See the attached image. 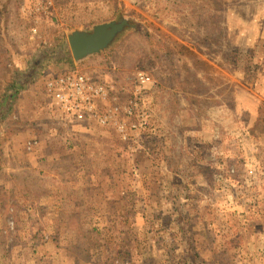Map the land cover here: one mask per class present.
<instances>
[{"label":"rangeland","instance_id":"374dc122","mask_svg":"<svg viewBox=\"0 0 264 264\" xmlns=\"http://www.w3.org/2000/svg\"><path fill=\"white\" fill-rule=\"evenodd\" d=\"M0 9V102L44 49L71 54L44 60L0 120V264H264V0H54L47 13L0 0ZM122 18L133 27L75 62L71 32ZM71 70L127 88L125 102L135 73L148 74L147 126L124 140L61 122L44 84ZM53 162L64 180L48 197ZM74 197L83 206L56 205ZM94 209L124 220L93 232Z\"/></svg>","mask_w":264,"mask_h":264},{"label":"built area","instance_id":"2783aa9c","mask_svg":"<svg viewBox=\"0 0 264 264\" xmlns=\"http://www.w3.org/2000/svg\"><path fill=\"white\" fill-rule=\"evenodd\" d=\"M37 12L47 13L54 0H31ZM37 30L32 29L33 36ZM151 82L143 71L135 73L132 80L133 95L127 102L120 100L119 94H126L127 88L117 87L113 81L96 83L86 74L78 71H62L50 76L45 81V94L61 113L59 120L70 125H90L96 123L101 127L118 130L122 138H128L127 130L138 132L147 126V116L141 110L140 95ZM121 117L127 121L122 123ZM126 127V128H125ZM38 142L28 143L32 150Z\"/></svg>","mask_w":264,"mask_h":264},{"label":"water","instance_id":"95a60500","mask_svg":"<svg viewBox=\"0 0 264 264\" xmlns=\"http://www.w3.org/2000/svg\"><path fill=\"white\" fill-rule=\"evenodd\" d=\"M133 25L129 20L111 21L93 27L91 31L76 29L68 35V43L76 63L109 48L117 38Z\"/></svg>","mask_w":264,"mask_h":264},{"label":"crops","instance_id":"0c3cea01","mask_svg":"<svg viewBox=\"0 0 264 264\" xmlns=\"http://www.w3.org/2000/svg\"><path fill=\"white\" fill-rule=\"evenodd\" d=\"M78 136H76V138H77ZM61 167H62V165L60 164V163H58V162H53L52 163V165H51V167H48L47 168V171H44V173H47L48 174V176H47V179H49L48 181L49 182H52V183H56L55 185H53L52 186V188H48V186L45 184V186H44V190H45V195L46 196H48V197H50L52 194H54L53 193V190L57 187V188H61V186H62V182H61V180H62V176H63V180H64V175H63V173H62V170H61ZM44 184V183H43ZM46 193H48V194H46ZM77 198V199H76ZM50 202H52V203H50V204H47V203H45V205L46 206H49V205H54L55 204V200H53V199H51L50 200ZM109 203H111V202H109ZM109 203H107L106 205H108ZM62 204V206L64 205H77V206H83L82 205V203H80V199L78 198V197H74L73 198V201L71 202V201H65V199L64 200H62V199H58L57 200V203H56V205L58 206V205H61ZM100 202H96V203H92V204H87L86 203V206H93V207H95V209L97 208V206H100ZM92 208V207H91ZM95 209L92 211V212H94V214H95V216H94V221L93 222H91V223H93V228H92V231L93 232H101V228H105L106 226H105V224H108L106 221L108 220L110 223H112V225H114L115 223H117L118 221H119V216H120V221H123L124 219H123V216L122 215H115V218L113 219V218H111L110 217V219H109V213H103L104 211L102 210V211H95ZM53 216L54 217H56V216H60V214H59V212H58V214H53ZM53 216H52V218H53ZM64 216H63V220H64ZM56 221H58V220H60V218H58V219H55ZM65 221V220H64ZM107 228V227H106ZM108 229H109V227H108ZM59 230H61V229H58L57 231H59ZM57 236H61V234H58Z\"/></svg>","mask_w":264,"mask_h":264},{"label":"trees","instance_id":"16d2710c","mask_svg":"<svg viewBox=\"0 0 264 264\" xmlns=\"http://www.w3.org/2000/svg\"><path fill=\"white\" fill-rule=\"evenodd\" d=\"M4 12L2 9H0V21L3 23L4 20ZM43 50V49H42ZM41 50V51H42ZM65 53V55H64ZM41 54V55H40ZM38 55L32 66L30 67V71L27 73H24L19 80V83L9 89V91L5 94L4 99L0 102V120L6 116L7 112L11 108L16 96L18 95V92L24 88L27 84L30 83V81L34 78L36 75V72L41 67L43 61L52 59V57H55L57 60H61L63 58H71V54L69 51H57L52 49H44L41 53Z\"/></svg>","mask_w":264,"mask_h":264}]
</instances>
